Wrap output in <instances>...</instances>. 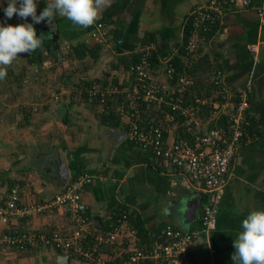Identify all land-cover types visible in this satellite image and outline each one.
Returning a JSON list of instances; mask_svg holds the SVG:
<instances>
[{
    "label": "crops",
    "instance_id": "0c3cea01",
    "mask_svg": "<svg viewBox=\"0 0 264 264\" xmlns=\"http://www.w3.org/2000/svg\"><path fill=\"white\" fill-rule=\"evenodd\" d=\"M206 1L110 0V6L103 8L96 20H103L108 25L109 35L104 44L92 40L90 27L82 28L57 14L54 17L59 43L56 52L65 55L70 49L74 51L75 45L83 43L96 49L95 54L79 47L80 51H85L80 57L73 52L72 56L53 64L48 63L44 67L36 65L35 71L46 69V75L51 68L56 69L54 66L61 63L60 68H57L58 80H78L82 84L84 80H95L104 86L112 83L127 88L132 67L128 66L131 55L139 53L141 57L144 47L151 45L149 57L154 59L149 71L151 80L162 87L166 97L171 93L173 97L182 74L183 77L191 78V81L200 80L193 83L189 94L199 105L212 107L206 113V110L198 109L196 104L189 101L192 107L197 108V123L189 124L184 120L180 123V119L170 123L165 130L167 141H191L192 131L206 132L215 126H226L235 93L245 85L250 87V115L264 118V25L260 24L257 14L259 9L264 10V0H253L248 8L236 7L225 11L218 24L209 28V36H203L193 56L188 57L183 52L185 18L188 11ZM6 7L7 0H0V9ZM45 20L37 24L17 14L8 19L3 13L0 25L32 23L35 30L43 32L41 37H45ZM253 44L258 45L255 53L250 50ZM21 54L7 68L6 77L24 71L19 66V60L25 58L28 62L29 53ZM46 54L41 64L57 57L51 52ZM196 61L201 63L199 69L196 71L195 68L196 72L192 73L189 67ZM207 61L211 65L209 70L205 69ZM175 62H179L181 67H177ZM169 63L175 68L172 79L168 78L166 71ZM81 65L84 70L77 71V66ZM218 71L223 75L222 85L214 83ZM18 77L16 79L20 80ZM48 77L51 78V74ZM9 79L4 81L8 83ZM23 83H27L26 79ZM23 83L10 84L8 90H3L7 93L5 99L0 101L3 108L17 106L15 110L20 113L18 118L24 121L23 124L20 120L17 122V126L22 127V137L17 135L12 143L10 138V143H6L9 145H5L9 147L6 154L0 155V198L9 189L8 180L14 183L21 180L28 185L29 191L23 198L24 202H38L63 190L66 183L79 173L87 172L93 174L94 180L82 188V198L87 212L93 216L98 227L105 223V215L116 203H124L141 218L149 235L161 233L167 225L200 230L201 206L206 195L180 168L132 142L127 133L126 117L117 108L120 121L110 120L106 123L101 118V105L84 100L82 96L67 95L68 92L65 90V93L64 88L60 87V90L54 88V92L48 95L44 91L43 95H39L40 89L31 95L23 89V93H26L24 98L29 99L13 103L16 96L12 95L5 102L13 89L17 93L22 92ZM228 93L230 97L225 99L224 95ZM55 94L57 98H54ZM115 98L112 105L117 107L120 103ZM163 103L142 106L143 121H161L167 112L161 108ZM258 133L238 148L218 204L217 226L208 235L199 232L192 244L191 254L195 264H206L209 260L213 264H234L231 258L233 240L241 230V221L253 209L264 210V131ZM5 158L8 167L2 166ZM26 159L28 164L16 167L18 162ZM11 168L14 171L9 170ZM197 198L201 206L191 215L188 212L189 205ZM9 228H47L69 234L74 223L63 208H57L13 219L8 223L0 220V236ZM127 238L122 239L123 245L128 244ZM115 248L105 245L101 252L105 257L118 259L121 252ZM0 264L83 263L72 257L65 260L59 251L51 248L21 251L0 244Z\"/></svg>",
    "mask_w": 264,
    "mask_h": 264
},
{
    "label": "built area",
    "instance_id": "2783aa9c",
    "mask_svg": "<svg viewBox=\"0 0 264 264\" xmlns=\"http://www.w3.org/2000/svg\"><path fill=\"white\" fill-rule=\"evenodd\" d=\"M42 1L49 2L35 0L37 15L42 12ZM252 2L253 0H207L191 9L184 22V27L189 26V35L184 47L186 56H193L203 41V35L211 26L218 24L225 11L236 7L248 8ZM257 14L260 24L264 25V10L259 9ZM108 35L109 28L103 20L96 21L90 28V37L97 44H104ZM151 48V45H146L141 60L131 67L133 82L127 88L112 83L97 87L101 84L93 80L92 87H85V90L89 97L95 96L101 106L110 101L114 94L123 91L127 93L126 100L121 101L116 108L126 117L130 140L157 158L180 168L206 195L201 206L200 230L167 225L161 233L151 234L147 241H143L137 229L129 225L130 216H134L136 212L124 203H116L105 215V223L98 227L93 216L87 212L82 198V188L91 184L94 176L81 172L74 179H70L63 190L38 202L23 201L29 188L22 182H15L0 198V220L3 223L33 213L63 208L74 223L71 233L47 228H9L0 236V244L21 251L39 247L51 248L63 256L76 258L83 264H195L191 254L192 244L199 232L208 235L216 228L218 204L229 179L231 163L238 148L254 137L253 134H248L246 129L249 124L246 110L250 104V87L245 85L236 91V101L231 103L232 112L226 126H215L206 132L192 131L191 141H167L165 130L170 123L176 122V116L182 115L189 122L197 123V108L192 107L183 95L191 78L183 77L180 73L175 95L168 99L170 111L165 112L161 121H143V103L157 105L164 102L166 97L162 87L151 80L148 59ZM257 49V44L250 46L254 53ZM63 59V56L58 55L52 61ZM44 62L51 63V60ZM166 71L168 78L172 79L174 66L169 63ZM214 81L217 85L223 84L221 71L217 72ZM224 97L227 99L230 94ZM54 98H57L56 94ZM256 120L260 123L257 126L258 132H263L261 117L257 116ZM126 237L128 244L123 245L122 239ZM105 245L109 248L116 246L115 250L121 252L120 257H105L101 252ZM206 264H213V261L209 260Z\"/></svg>",
    "mask_w": 264,
    "mask_h": 264
},
{
    "label": "clouds",
    "instance_id": "9594fccd",
    "mask_svg": "<svg viewBox=\"0 0 264 264\" xmlns=\"http://www.w3.org/2000/svg\"><path fill=\"white\" fill-rule=\"evenodd\" d=\"M108 6L110 0H49L37 15L35 0H7L3 11L8 19L17 14L22 19L31 17L37 24L45 19L51 23L59 14L75 25L88 28L96 22L101 10ZM41 45L42 40L37 37L32 23L0 25V80L6 78L7 68L18 58V54L32 53ZM240 227L233 240L231 258L234 264H264V210H251Z\"/></svg>",
    "mask_w": 264,
    "mask_h": 264
},
{
    "label": "trees",
    "instance_id": "16d2710c",
    "mask_svg": "<svg viewBox=\"0 0 264 264\" xmlns=\"http://www.w3.org/2000/svg\"><path fill=\"white\" fill-rule=\"evenodd\" d=\"M49 2H45V1H42L41 2V10L42 9H44V7L48 4ZM4 13V11H3V8H1L0 9V17H1V15ZM56 20V19H55ZM34 26V25H33ZM90 28H91V26H90ZM185 29H184V37H185V41H184V45H183V50H185V48H184V46H185V43H186V41H187V38H188V35H189V26L188 25H185V27H184ZM40 34H43V32L42 31H40V30H36V35H37V37H40V39L42 40V45H41V47H39L38 49H36L35 51H33L32 53H29V55H28V58H27V60H28V64L29 65H33V64H35V65H37V66H41V61H42V59L43 58H46V52H51L53 55H55V56H58L59 54H58V52H56V51H58V49H59V43L58 42H53L52 40H50L49 38H46V37H48L47 35H45L44 34V36L45 37H41V35ZM209 34H210V30L207 32V33H205L203 36L204 37H207V36H209ZM79 47H82L83 49L82 50H86V52L87 53H90L91 52V54L93 53V54H95L94 52H95V50L96 49H94V48H89V47H87V45H85V44H83V43H79V44H77V45H75L74 46V51H73V49H70L67 53H65V55H59V56H63L64 58L65 57H69V56H71V54L73 53V52H75L76 53V56H78V57H80L81 55H83V53L85 52V51H80V49H79ZM46 51V52H45ZM197 51V50H196ZM183 52H185V51H183ZM150 58V59H149ZM148 59H149V63L151 64V66H152V63H154V59H153V57H148ZM141 60V57L139 56V53H137V54H133V55H131V59H130V61L128 62L129 63V65L128 66H133L136 62H139ZM176 63V65H177V67H181V65H179V62H175ZM178 63V64H177ZM194 63V64H193ZM192 64H191V67H189L190 68V71L192 72V73H195L196 71H197V69H199V65H200V63H201V61L200 62H193ZM206 65H208L207 66V68H205L203 65V67L206 69V70H209V69H211L210 67H211V65L209 64V62L207 61L206 62ZM195 68H196V71H195ZM150 69H151V67H150ZM177 69H180V68H177ZM195 71V72H194ZM194 75V74H193ZM134 75L133 74H131L130 75V78H129V80H128V82H129V85H131V83L133 82V79H132V77H133ZM92 81L93 80H90V81H88V80H84V82H83V85H81L80 86V90H83V91H81L80 92V95L84 98V100H88V101H91V102H93V103H96L97 105H100L101 103H99V101H98V99L97 98H95V96H93L92 95V97H89V95H88V92H87V90H85V87H89V88H91L92 87ZM200 80H197V79H195V82L194 81H191L189 84H188V86H187V88H186V90L183 92V95H184V98H185V100L186 101H190V102H192L194 105L196 104L199 108L198 109H201L202 111L204 110H206V113H208L209 112V110H211L212 109V107H208V106H203V105H199V103H196V101L194 100V98H192L191 96H190V94H189V90H191L192 88H193V83L194 84H196V82H199ZM128 85V86H129ZM120 86H122V85H120ZM208 88V87H207ZM203 91V93H205L206 94V92H205V90H202ZM198 92H200V91H198ZM165 94V93H164ZM175 94H173V96H174ZM116 96V100L119 102V103H121V101H123V100H126V96H127V93L126 92H121V93H116V94H114L113 95V97L110 99V101H107L105 104H103L102 105V109H101V118H102V120L104 121V122H106L107 123V121H110V120H114L115 122H119L120 120V118H119V115L117 114L118 112L116 111V107L115 106H113L112 105V100H114V97ZM172 97V93L171 94H169L167 97H166V99H167V101H164V103L163 102H161V103H163L162 105H161V108H164L163 110H165V111H170V106L168 105V99L169 98H171ZM235 101H236V99H234L233 100V102L235 103ZM144 105H146V103H143V105L142 106H144ZM150 106H152V105H150ZM99 107H101V106H99ZM246 116H247V118H248V121H249V124L246 126V129H247V132H248V134H253L254 136H255V134H259L258 133V127L257 126H259V124L260 123H258L257 122V120H256V117L255 116H253V115H250V113H249V108L246 110ZM180 119V123H183V120L184 121H188V119H186L185 117H183L182 115H177L176 116V121L177 120H179ZM156 122V121H155ZM261 122H262V124H264V118L261 116ZM188 123L189 124H194V122H189L188 121ZM20 182H23V181H21V180H19ZM14 184V181H12V180H8V188H10L12 185ZM206 198V197H205ZM205 198H204V200H205ZM129 225L130 226H132V227H134V228H136L137 229V231H138V234H139V236H140V238L143 240V241H147L148 239H149V233L147 232V230L145 229V227H144V224H143V222H142V220H141V218L137 215V213H135V215L134 216H130V219H129Z\"/></svg>",
    "mask_w": 264,
    "mask_h": 264
},
{
    "label": "rangeland",
    "instance_id": "374dc122",
    "mask_svg": "<svg viewBox=\"0 0 264 264\" xmlns=\"http://www.w3.org/2000/svg\"><path fill=\"white\" fill-rule=\"evenodd\" d=\"M21 55H23V54H21ZM52 62L53 61H51V64H53ZM69 63L67 64V65H69L68 67L71 66L70 65L71 63L70 64ZM46 64H48V63L44 62L43 64H41V66L46 65ZM60 64H57L54 67L60 68L59 67V66H61ZM19 66L22 68V70L24 69V71L21 72L20 74L19 73L18 74L13 73L14 75L10 74L9 77L5 78V79L10 78L9 79L10 81L8 83H6V81H4L5 79L0 80V90H2V91L3 90H8V86L10 84L18 83V85H21V82L23 83L25 79H26L27 83L26 84L23 83L24 87L21 88L22 92H20V93H17V90L13 89V91L11 92V94L9 95L8 99H6L5 102H8V100L11 99L12 95L16 96V97H14L15 99L13 100V103H16V102H18L20 100H24V99H29V98H24L26 96V93L31 94V95H32V93H38L39 92L38 89L41 90L39 95H43V91H44V94L48 95L49 93L54 92V90H53L54 88L56 90H60V88H64V92H65V90L68 92L67 95L75 94L77 97L81 96L80 95V89L81 88L79 87L78 84L83 85L82 82H80L78 80H71V82H70V80L66 81V79H63V80L59 79L58 80L59 69H57V68L56 69H52L51 68L50 69L51 71H48L47 74L44 75V71L46 69H41V70H38L36 72L35 71V67H37V66L34 65V67H30L28 65V63L26 62L25 58H21L19 60ZM49 67H51V66H49ZM49 67H46V68H49ZM83 68H84L83 65L77 66L76 70L77 71L78 70H82ZM41 73H43V74H41ZM48 74H51V78L48 77ZM17 76H19L18 78L20 80L16 79ZM22 76L24 77L23 79H21ZM55 76H56V79H55ZM68 79H70V78L68 77ZM66 83H68V84H66ZM99 86L101 87V86H103V84L98 85L97 87H99ZM23 89H26V93L25 94L23 93ZM67 92H65V93H67ZM0 93H1L0 101H2V100L5 99L4 97L7 95V93H5L4 91L0 92ZM36 98H38V97H36ZM30 99L33 100L32 97H30ZM13 103H12V106H13ZM15 107H17V106H15ZM15 107L9 108V107L5 106L3 108L1 106V102H0V155L1 156H4L6 154L7 148H9V147H7L9 144H6V143L7 142L10 143L9 142L10 138H11V143H12V141H14L16 139L14 137H16L17 135L19 137H22V135H23L22 134V127H18L17 126V122H18V120H20L21 124H23L24 121L22 119L18 118L20 116V113L15 110ZM14 114H15V118H16L15 120H13ZM8 120L10 121L9 123H8ZM27 135H29V134L27 133ZM2 144H4V146H2ZM5 145H7V146L5 147ZM3 163H4L2 165L3 167H8L9 164H8V160H6V158H5V161ZM23 163L24 164H26V163L28 164L27 159L24 162L22 160L20 161V163L18 162L16 167L19 166V165H22ZM9 170L14 171V170H12V168L9 169ZM9 175H11V174H9Z\"/></svg>",
    "mask_w": 264,
    "mask_h": 264
},
{
    "label": "water",
    "instance_id": "95a60500",
    "mask_svg": "<svg viewBox=\"0 0 264 264\" xmlns=\"http://www.w3.org/2000/svg\"><path fill=\"white\" fill-rule=\"evenodd\" d=\"M44 24H45L43 25L44 30L46 31V35L48 36V38L52 40L53 42H57L55 21L53 20L51 23H49V21L46 19ZM200 206H201V201L199 198H197L195 202H191V204L189 205L188 212H190L191 215L192 214L194 215ZM64 257H65V260L68 259V256H64Z\"/></svg>",
    "mask_w": 264,
    "mask_h": 264
}]
</instances>
